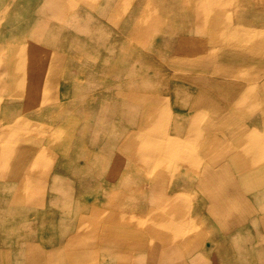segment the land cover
<instances>
[{"label": "crops", "instance_id": "obj_1", "mask_svg": "<svg viewBox=\"0 0 264 264\" xmlns=\"http://www.w3.org/2000/svg\"><path fill=\"white\" fill-rule=\"evenodd\" d=\"M0 264H264V0H0Z\"/></svg>", "mask_w": 264, "mask_h": 264}, {"label": "rangeland", "instance_id": "obj_2", "mask_svg": "<svg viewBox=\"0 0 264 264\" xmlns=\"http://www.w3.org/2000/svg\"><path fill=\"white\" fill-rule=\"evenodd\" d=\"M4 196H5V207H10L12 209L13 206V202H12V191L11 190H5ZM27 218V216H26ZM24 218L23 221L26 219ZM20 220V215L19 212L16 211H11V212H6L5 213V223L6 225L4 226L5 230H4V240H9L12 242L15 237H18V234H20L22 230V228L20 227L19 224L16 225V228H14L15 226V222H18ZM27 231V229H26ZM39 231V230H38Z\"/></svg>", "mask_w": 264, "mask_h": 264}]
</instances>
